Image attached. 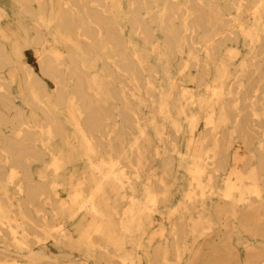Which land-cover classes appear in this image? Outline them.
Segmentation results:
<instances>
[{
	"label": "bare ground",
	"instance_id": "bare-ground-1",
	"mask_svg": "<svg viewBox=\"0 0 264 264\" xmlns=\"http://www.w3.org/2000/svg\"><path fill=\"white\" fill-rule=\"evenodd\" d=\"M236 243L264 264V0H0V264Z\"/></svg>",
	"mask_w": 264,
	"mask_h": 264
},
{
	"label": "rangeland",
	"instance_id": "rangeland-1",
	"mask_svg": "<svg viewBox=\"0 0 264 264\" xmlns=\"http://www.w3.org/2000/svg\"><path fill=\"white\" fill-rule=\"evenodd\" d=\"M5 5H7V6H12V4H13V0H1ZM8 27H12V25L11 24H8L7 25ZM30 54H31V56H32V60L34 61V62H36V60L38 59V57H37V51H30ZM10 71H11V69H6L5 70V74L6 75H8L9 73H10ZM19 89V88H18ZM35 169V171H36V173L38 174V172H40V169H38L37 167H34ZM159 223H161L162 225L164 224V222H159ZM235 250H236V252L239 254V256H240V258H241V260H242V264H244V260H245V257H246V255H247V253H246V251H245V248H243L242 246H240L239 244H235ZM150 253H152V249L149 251ZM145 264H152V262H151V260L150 259H145Z\"/></svg>",
	"mask_w": 264,
	"mask_h": 264
}]
</instances>
